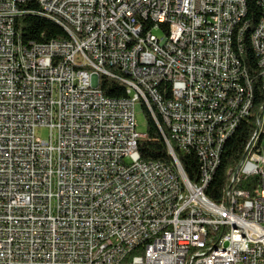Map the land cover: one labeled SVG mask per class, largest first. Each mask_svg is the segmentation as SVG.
<instances>
[{
    "label": "built area",
    "instance_id": "obj_1",
    "mask_svg": "<svg viewBox=\"0 0 264 264\" xmlns=\"http://www.w3.org/2000/svg\"><path fill=\"white\" fill-rule=\"evenodd\" d=\"M257 6L254 24L247 0H0V264H264L258 131L223 198L206 194L264 90ZM26 14L69 38L24 44ZM138 103L169 164L141 160ZM172 144L196 159L193 181Z\"/></svg>",
    "mask_w": 264,
    "mask_h": 264
},
{
    "label": "trees",
    "instance_id": "obj_2",
    "mask_svg": "<svg viewBox=\"0 0 264 264\" xmlns=\"http://www.w3.org/2000/svg\"><path fill=\"white\" fill-rule=\"evenodd\" d=\"M249 8V16L252 15L254 24L260 15V10L257 6V0H247ZM14 28L24 44L30 42L46 43L56 40H65L69 36L62 27L50 20H46L39 16L21 15L15 18ZM103 94L108 97L122 96L124 93L123 86L115 81L103 80L102 82ZM264 90L255 84L254 88V102L251 114L247 119L240 123L235 134L227 141L221 156L219 168L216 172L215 178L207 190V196L215 203H218L224 196L231 185L232 174L228 175V171L235 170L245 155V146L253 135L258 131L257 121L261 119L264 112ZM146 118V138L138 142V151L143 162H158L169 164L171 162L168 155L167 147L164 143L161 133L155 125L153 119L143 109ZM158 119V118H157ZM162 131L166 138L169 139V134L165 126L158 120ZM261 139V136H260ZM173 145L176 156L180 165L190 181H193L197 175V161L193 156L185 155L179 152ZM248 182L255 185L256 178L243 179L239 188L243 189Z\"/></svg>",
    "mask_w": 264,
    "mask_h": 264
},
{
    "label": "rangeland",
    "instance_id": "obj_3",
    "mask_svg": "<svg viewBox=\"0 0 264 264\" xmlns=\"http://www.w3.org/2000/svg\"><path fill=\"white\" fill-rule=\"evenodd\" d=\"M153 35H155L157 38H162L163 33L160 30H157V31H153ZM135 121H136L137 133L145 134L146 133V118H145V113L143 112V108L141 104L139 103L135 106ZM35 134L37 138L45 140L48 138L49 131L46 128H40L36 130ZM260 136L262 137L261 149L264 153V115L262 116L261 123L258 127V139H257V142L255 143V147H258Z\"/></svg>",
    "mask_w": 264,
    "mask_h": 264
}]
</instances>
